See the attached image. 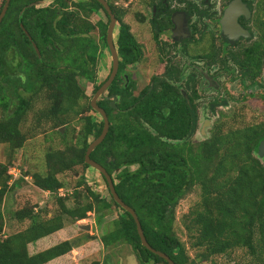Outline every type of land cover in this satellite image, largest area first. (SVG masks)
<instances>
[{"label": "trees", "instance_id": "trees-1", "mask_svg": "<svg viewBox=\"0 0 264 264\" xmlns=\"http://www.w3.org/2000/svg\"><path fill=\"white\" fill-rule=\"evenodd\" d=\"M35 1L39 0H11L0 24V143L7 144L12 155L8 162H0V264H46L69 253L93 236L63 240L35 253L29 244L64 228L67 220L99 213L100 221L113 205L123 212L102 234L104 246L127 242L139 264H169L142 244L135 218L113 196L108 200L83 179L76 183L72 205L68 196L59 195L65 185L59 175L81 165L90 167L85 161L89 138H97L104 126L103 119L88 114L93 110L90 96L79 79L97 82L99 58L108 48L110 17L98 0H52L27 7ZM107 1L120 22L117 44L123 68L133 60L135 38L117 0ZM100 10L107 19L93 22L91 15ZM99 87L95 84L94 92ZM112 92L124 96L117 107L125 110L106 99L98 102L107 111L110 128L91 158L110 174L121 168L115 188L135 209L148 242L176 264H219L220 256L228 258L238 251L245 253V264H264V162L257 154L264 126L234 127L218 120L207 138L193 142L198 128L193 100H147L154 93L150 91L140 100L126 101L119 89ZM42 98L46 104L35 112V127L48 120L57 130L72 119L81 124L79 141L46 153L45 173L23 168L19 176L32 175L37 188L57 195L59 209L51 217L46 208L36 210L29 203L11 211L5 207L8 193L18 186V181H11V160L28 140L23 125ZM220 104L227 102L218 100L209 107L214 110ZM195 187L200 189L199 200L181 222L187 242L176 230L177 206ZM10 220L29 224L7 234Z\"/></svg>", "mask_w": 264, "mask_h": 264}, {"label": "flooded vegetation", "instance_id": "flooded-vegetation-1", "mask_svg": "<svg viewBox=\"0 0 264 264\" xmlns=\"http://www.w3.org/2000/svg\"><path fill=\"white\" fill-rule=\"evenodd\" d=\"M232 1L135 0L137 28L132 30L133 60L121 68L123 58L118 52V71L98 102L106 99L112 107L125 110L117 107L124 96L112 92L116 89L125 93L126 101L140 100L150 91L154 93L147 100H186L187 103L193 100L198 114L195 135L202 130V100H210L205 108L212 113L218 107L229 106V100H264V0H242L249 12L241 13L237 20L248 34L238 37L226 34L221 23ZM114 42L118 50L117 39ZM107 49L111 69L99 83L100 87L113 71L112 55ZM218 100L227 104L217 105L214 110L209 107ZM93 111L101 121L102 115L94 108ZM259 124L264 126V121ZM113 180L117 182L114 177Z\"/></svg>", "mask_w": 264, "mask_h": 264}, {"label": "rangeland", "instance_id": "rangeland-1", "mask_svg": "<svg viewBox=\"0 0 264 264\" xmlns=\"http://www.w3.org/2000/svg\"><path fill=\"white\" fill-rule=\"evenodd\" d=\"M2 1L3 0H0V4ZM51 1L52 0H44L43 5H48ZM134 1L135 0H117L116 3L117 8L124 12L123 20L130 25L131 31L137 28L135 15L136 5ZM99 19H107L103 10L91 15V20L93 22H96ZM119 26L120 22H118L114 32L115 40L119 34ZM93 34L94 36H98V30L93 31ZM11 58L12 56L8 57L9 61H11ZM17 62V59L13 61L14 66ZM110 69L111 56L108 49H103V53L98 62V77L97 82L95 83L96 85L104 80ZM128 72H131L130 66H128ZM79 82L86 93L90 96V99L88 98V100H91L95 93V84L84 78H80ZM209 101L210 100H202L200 108V115L202 117L200 129L202 130L193 136L192 140L194 142H199L207 138L211 134L213 125L218 120L232 124L234 127L262 123L264 121V100H229V106L218 107L216 113H212L209 109L205 108ZM82 103L86 104V99L83 100ZM45 104L43 98L38 100L36 102V110L29 115L26 123L23 125V130L29 133L28 140H26L22 148L16 150L15 158L11 160L14 164L13 168L15 167L17 170H20L21 173L23 168L24 170H31L32 172L38 171L45 173V170L47 169L46 153L48 151L65 149L67 145L74 144L80 139L81 124L77 123L76 119H72L69 125H66L67 127L64 126L62 131L53 129L51 120L44 121L38 127H35V112L44 107ZM88 114H91L100 121V116L93 110H90ZM93 138V136L90 137V142ZM11 157L10 147L5 143H0V162H8ZM131 168H136V165ZM75 170L59 175L65 184L61 192L59 191V195L68 196L67 203L69 205L73 204L72 195L76 183L81 179H83L88 186L97 190L102 196L111 200V194L107 182L98 170L91 166L85 168L83 165L78 166ZM116 173L117 172L113 174L115 181L117 180ZM26 179L17 177L16 179L11 180L12 182L18 181V186L14 190H11L6 197L5 207H8L7 210H15L17 207L29 203L36 206V210H38L40 206L46 208L48 212V214H46L47 217H51L58 212L59 205L56 200L57 195L37 188L33 183L32 175H29ZM199 193L200 189L195 187L183 199H181L177 206L176 230L181 239L187 242L189 238L181 222L183 215L199 200ZM122 212L123 211L120 208L113 205L111 210L103 212L100 221L97 219L99 213H92L87 218L80 219L76 222L67 220L64 228L35 243L29 244V251L35 253L63 240L92 235L93 237L90 240H84L80 246L74 248L69 253L59 256L46 264H139L138 258L129 243L120 241L109 247H105L101 240L102 234L107 232L108 227L110 226L109 223L118 218ZM9 216L10 215H7V218H9ZM28 224V220L22 224L16 222V220H10L7 222L6 233H13L18 229L26 227ZM83 225H90V228L83 229L81 227ZM190 253L193 254V251ZM218 259L219 264H245L247 261L245 260V253L242 251H238L236 254H233L228 258L220 256ZM198 264L209 263L205 262Z\"/></svg>", "mask_w": 264, "mask_h": 264}, {"label": "water", "instance_id": "water-1", "mask_svg": "<svg viewBox=\"0 0 264 264\" xmlns=\"http://www.w3.org/2000/svg\"><path fill=\"white\" fill-rule=\"evenodd\" d=\"M99 2H101L104 6V8L106 9V11L108 12L109 16H110V23L108 26V30H107V43H108V47L110 50V53L112 55V59H113V71L109 77V79L107 80V82H105L98 90L97 92L94 94L92 100H91V105L94 109H96L103 117L104 119V127L103 130L101 132V134L95 138L94 140H92L86 150V154H85V161L87 164H89L91 167L95 168L96 170L100 171L106 178L111 194L113 195L114 199L116 200V202L118 204H120L123 208H125L127 211H129L133 217L135 218V221L137 223V228H138V232L142 241V244L147 247L149 250H151L152 252L160 255L161 257L165 258L169 264H176L174 262V260L166 253H164L163 251L157 250L155 249L147 240L143 228H142V224L141 221L135 211V209H133L130 205H128L125 201L122 200V198L119 196L118 192L116 191L115 188V183L113 180L112 175L107 171V169L100 163L96 162L94 159L91 158V153L93 152V150L105 139L108 131H109V127H110V121L108 118V115L106 113V111L104 110V108L100 107L98 105V99L100 96L105 94L106 89L108 88V86L111 84V82L113 81L117 71H118V67H119V55H118V50L115 46V42H114V32L118 23L117 17L114 14L110 4L108 3L107 0H98ZM11 0H6L5 4L2 8V11L0 13V24L8 10L9 4H10ZM44 0H39V1H35L30 3L27 7L30 6H41L43 5ZM249 12L248 8L246 7V5L242 2V0H233L228 8L225 11V15L223 16L221 23L223 26V30L226 34H228L230 37H238L239 35H247L248 31L245 30L244 28L241 27V25L238 22V16L243 13V12ZM248 14V13H247ZM26 33H28L26 31ZM31 38V37H30ZM39 56H40V50L37 46V44L34 42L33 43ZM113 103H115V100L113 101ZM257 154L260 158L264 159V138L260 141L259 145H258V149H257ZM83 229H89L90 225L87 226H81Z\"/></svg>", "mask_w": 264, "mask_h": 264}, {"label": "built area", "instance_id": "built-area-1", "mask_svg": "<svg viewBox=\"0 0 264 264\" xmlns=\"http://www.w3.org/2000/svg\"><path fill=\"white\" fill-rule=\"evenodd\" d=\"M17 169L14 167L10 170V173L14 176L13 179H16L17 177H19L21 175V171L20 170H17ZM27 178V177H26ZM63 188H61L59 191L61 192ZM60 194V193H59Z\"/></svg>", "mask_w": 264, "mask_h": 264}, {"label": "crops", "instance_id": "crops-1", "mask_svg": "<svg viewBox=\"0 0 264 264\" xmlns=\"http://www.w3.org/2000/svg\"><path fill=\"white\" fill-rule=\"evenodd\" d=\"M41 240V239H40Z\"/></svg>", "mask_w": 264, "mask_h": 264}]
</instances>
